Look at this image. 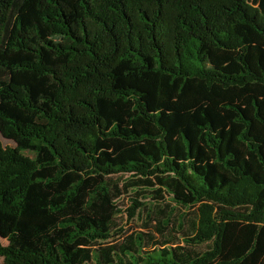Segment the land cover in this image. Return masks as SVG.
Returning a JSON list of instances; mask_svg holds the SVG:
<instances>
[{"label": "trees", "instance_id": "16d2710c", "mask_svg": "<svg viewBox=\"0 0 264 264\" xmlns=\"http://www.w3.org/2000/svg\"><path fill=\"white\" fill-rule=\"evenodd\" d=\"M0 133V264H264V0H0Z\"/></svg>", "mask_w": 264, "mask_h": 264}, {"label": "rangeland", "instance_id": "374dc122", "mask_svg": "<svg viewBox=\"0 0 264 264\" xmlns=\"http://www.w3.org/2000/svg\"><path fill=\"white\" fill-rule=\"evenodd\" d=\"M0 141H3L4 143H7L4 138L2 137L0 133ZM131 196L126 195V197L122 198L119 201V208L121 210V213L117 216V222L119 224V227L123 230H126L130 233L133 231L144 229V224L148 220V215L152 214L153 216L159 214V210L161 208H165V204L163 206H155L154 204H148L147 208L144 212H142V209L138 211V214L135 218L130 219L129 218V210L132 207V199H130ZM169 203V202H168ZM170 206L166 208L167 214L174 213L176 216L179 214H183L185 212L184 209L179 208L175 203L169 204ZM187 212V210H186ZM1 240V239H0ZM3 243H6L5 241L1 240Z\"/></svg>", "mask_w": 264, "mask_h": 264}]
</instances>
